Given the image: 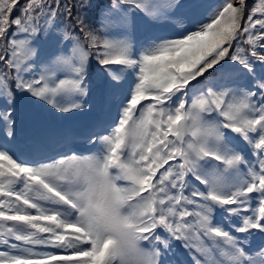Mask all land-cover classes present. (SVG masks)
<instances>
[{"label": "snow or ice", "instance_id": "1", "mask_svg": "<svg viewBox=\"0 0 264 264\" xmlns=\"http://www.w3.org/2000/svg\"><path fill=\"white\" fill-rule=\"evenodd\" d=\"M0 264H264V0H0Z\"/></svg>", "mask_w": 264, "mask_h": 264}, {"label": "trees", "instance_id": "2", "mask_svg": "<svg viewBox=\"0 0 264 264\" xmlns=\"http://www.w3.org/2000/svg\"><path fill=\"white\" fill-rule=\"evenodd\" d=\"M252 2H255V0H252Z\"/></svg>", "mask_w": 264, "mask_h": 264}]
</instances>
